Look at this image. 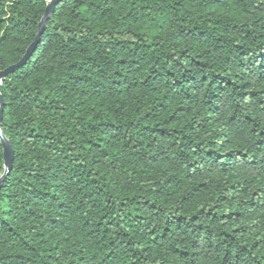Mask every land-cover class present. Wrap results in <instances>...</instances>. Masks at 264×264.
<instances>
[{"label":"trees","instance_id":"16d2710c","mask_svg":"<svg viewBox=\"0 0 264 264\" xmlns=\"http://www.w3.org/2000/svg\"><path fill=\"white\" fill-rule=\"evenodd\" d=\"M0 95V264H264V0H59Z\"/></svg>","mask_w":264,"mask_h":264},{"label":"water","instance_id":"95a60500","mask_svg":"<svg viewBox=\"0 0 264 264\" xmlns=\"http://www.w3.org/2000/svg\"><path fill=\"white\" fill-rule=\"evenodd\" d=\"M58 1L59 0H51V2H50V0H47L44 15L42 16L40 22L38 23V32H37V35L35 37V40L28 46L23 57L17 63L12 64V65L8 66L7 68H5L4 70L0 71V83L5 76H7L8 74L13 73L14 71L18 70L31 57L33 51L35 50V48L39 42V37L45 28L46 21H47L49 15L51 14V12L54 8V5ZM2 119H3V101H2V96L0 95V143L2 145L3 162H4V166H5L4 173L0 177V187H1V183L3 182L5 176L9 172L11 165H12V161H13V150L11 148V145L8 142V140L4 137V135L1 131Z\"/></svg>","mask_w":264,"mask_h":264},{"label":"snow or ice","instance_id":"6c2138e0","mask_svg":"<svg viewBox=\"0 0 264 264\" xmlns=\"http://www.w3.org/2000/svg\"><path fill=\"white\" fill-rule=\"evenodd\" d=\"M50 2H51V0H50ZM0 146H2V145H0Z\"/></svg>","mask_w":264,"mask_h":264}]
</instances>
